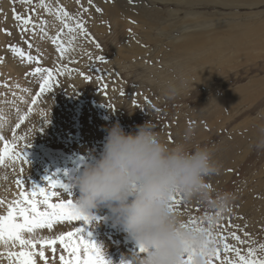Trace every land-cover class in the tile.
I'll return each instance as SVG.
<instances>
[{"label": "rangeland", "instance_id": "374dc122", "mask_svg": "<svg viewBox=\"0 0 264 264\" xmlns=\"http://www.w3.org/2000/svg\"><path fill=\"white\" fill-rule=\"evenodd\" d=\"M46 2L53 8L51 14L38 7V0H34L35 10L21 0H0V60L3 61L0 62V125L12 130L19 117L32 107L31 114L16 130L26 129V133L21 134L28 138L19 145L20 150L31 142L27 149L31 165H23L26 187L44 186L45 177L53 173L72 185V178L99 156L106 129L117 121L126 131L133 132L137 125L151 120L157 134L169 144L179 140L186 129H192L193 144L211 147L214 159L222 165L218 175L207 178L211 186L210 199L214 200L219 192H231L235 197L231 210L217 219L219 224L249 241L240 245L229 238V242L245 252L248 246L264 243V146H259L264 138V36L246 41L247 46L241 49L184 54L172 48L179 42L175 34L161 37L154 31L147 35L146 28L139 26L137 16L127 10L118 12V7L126 3L137 6L134 0H92L91 5L88 0ZM59 6L74 18L82 14L90 33L87 38L76 34L72 41L73 34L64 29L61 39L67 48L74 49L64 58L51 42V37L63 28L55 14ZM111 7L117 8V17L107 10ZM84 8L88 11L84 12ZM96 8L101 11L97 12ZM262 8L219 9L253 14ZM13 9L33 17L35 34L31 25L27 26V31L22 30L24 26L14 19ZM214 10L205 7L200 11L211 13ZM192 19L186 11L179 18L181 22ZM263 19L261 16L260 20ZM41 20L47 21V35L40 32ZM68 23L74 24V20ZM184 28L185 25L179 24L180 30ZM222 30L226 37L235 27ZM9 45H17L26 53L40 57V64L29 65L11 53ZM101 56L103 61L99 59ZM59 64L71 71L66 70L59 76L53 91L32 106L30 101L39 91L41 81L39 76L29 77L27 73L37 66L51 68ZM80 73L91 76V81ZM168 82H183L178 94L171 98L165 95ZM104 84L108 85L106 90ZM108 104H112L114 110ZM43 113L51 121L49 124L44 123ZM42 125L43 131H40ZM2 146L0 144V148ZM19 167L18 163L17 172ZM9 179L0 180L5 188L0 198L6 201L16 198L8 196V192L17 194L19 191L15 174ZM72 191L74 196L78 195L74 187ZM177 213L185 223L193 217L205 218L207 226L205 214L215 216L217 212L197 198H184ZM112 215L109 208L101 206L92 224L84 225L85 235L91 233L90 238L102 248L111 264H129L139 245L129 241L133 237L123 223L111 219ZM229 223L240 227H229ZM73 226L80 224L65 222L53 231H71ZM244 232L249 233V237H244ZM46 254L51 256L50 250L46 249Z\"/></svg>", "mask_w": 264, "mask_h": 264}, {"label": "clouds", "instance_id": "9594fccd", "mask_svg": "<svg viewBox=\"0 0 264 264\" xmlns=\"http://www.w3.org/2000/svg\"><path fill=\"white\" fill-rule=\"evenodd\" d=\"M183 82H168L165 95L174 97ZM194 131L186 129L179 140L169 144L155 131L151 120L126 131L119 121L106 129L103 149L72 178L78 192L74 203L85 215L105 206L146 250L132 264H180L190 248L198 252L207 241L204 233L185 227L169 205L174 195L199 199L220 215L231 210L234 194L219 192L210 199L207 178L218 175L222 165L213 149L193 144ZM264 146V138L260 145ZM218 219V217H213ZM212 245L207 246L211 251ZM196 264H204L197 255Z\"/></svg>", "mask_w": 264, "mask_h": 264}, {"label": "snow or ice", "instance_id": "6c2138e0", "mask_svg": "<svg viewBox=\"0 0 264 264\" xmlns=\"http://www.w3.org/2000/svg\"><path fill=\"white\" fill-rule=\"evenodd\" d=\"M21 2L32 5V10L37 7L34 0H21ZM88 3L91 5L92 0H88ZM38 7L50 14L53 12L52 6L46 0H38ZM83 11L87 12L88 9L84 8ZM96 11L100 12L101 9L96 8ZM13 12L14 19L24 26L22 30L27 31V26L31 25L33 34H35L36 22L33 17L17 13L15 9ZM55 14L63 24V28L60 33L51 37V42L57 46L60 57L64 58L68 51L74 50L67 48L61 39L64 29H67L69 34H73L72 41L76 39V34L87 38L90 33L86 28V21L82 19V14L79 18H74L63 6L57 7ZM69 20H74V24L68 23ZM46 24V20L40 21V32L44 35H47ZM5 31L7 32V30ZM7 34L11 35L10 32ZM92 42H95L94 39ZM8 47L11 53L29 65L40 64V57L26 53L23 48L17 45ZM28 47L31 48L32 45L29 43ZM97 47H100L98 43ZM99 59L103 61L104 57L101 56ZM0 62L3 61L0 60ZM66 70L71 71V69H67L66 65L59 64L51 68L37 66L34 71L27 73L29 77L39 76L41 81L39 91L35 93L30 104L35 106L43 95L51 93L59 83L58 77L64 75ZM84 78L89 81L92 79L88 75H84ZM98 79H103V77H98ZM16 87L19 88V84ZM103 87L106 90L108 85L104 84ZM121 95L124 93L121 92ZM107 106L114 110L112 104ZM31 112L32 107H29L24 115L19 117V122L11 130V139L0 134V144L3 145L0 148V169L11 170L15 174V184L19 189L16 198L11 201L0 198V206H6L4 213L0 214V246L3 248V251H0V260L6 258L7 264H41V262L42 264H111L102 248L90 238L91 233L88 232L85 235L84 225L92 224L96 217L85 215L77 208L74 203L73 185L64 182L57 174L53 173L45 177L47 183L44 186L32 184L30 189L26 187L23 165H31L27 153L31 143L25 144L24 149L20 150V142L24 141L26 137L19 136L16 130L21 127ZM43 115L44 123L49 124L51 121L48 120L47 114L43 113ZM2 127L3 125H0V128ZM40 131H43V125ZM18 163L20 167L17 172ZM3 178L7 179L6 173ZM207 187L210 189L211 186L207 184ZM54 197L58 199L54 201ZM183 202V195H174L169 205L171 211L177 213ZM218 216L220 213H215V216H208L206 213L207 226H205V218L193 217L185 223V227H191L193 231L206 234L207 241L199 252L195 248H190L181 258L180 264H196L197 255L204 256V264H264V243L248 246L245 252L236 244L230 243L229 238L240 245H246L249 241L242 239L236 231L225 229L224 225L219 224L218 220L213 218ZM74 221L79 222L80 226H73L71 231H53L57 225H62L65 222L71 224ZM229 227L238 229L240 226L229 223ZM45 230L49 233L48 235L43 234ZM243 235L249 237L247 232H244ZM208 245L213 246L211 251H207ZM46 249L50 250L51 256L46 254ZM145 251L143 246L139 247L135 257L142 256ZM129 264H132V261Z\"/></svg>", "mask_w": 264, "mask_h": 264}, {"label": "bare ground", "instance_id": "6f19581e", "mask_svg": "<svg viewBox=\"0 0 264 264\" xmlns=\"http://www.w3.org/2000/svg\"><path fill=\"white\" fill-rule=\"evenodd\" d=\"M120 1L122 0H114V2ZM134 1L137 2V6L135 5L134 7L133 5L132 7L131 4L126 3L121 5L120 7L117 6L118 12L127 10L130 12L131 15L137 16L140 21L139 26L141 28H146L145 33H147V35H151V32L154 31H157V33L161 35V37L167 36L168 34H175L176 37L179 38V42L173 45L172 48L184 54H195L197 52L209 50L219 51L222 49H241L247 46V44L245 43L246 41H254L264 36V19L260 20V17L264 16V0ZM111 5L115 6L113 4ZM205 7H212L215 10L211 13H205L200 11ZM219 8L262 9H259L253 14H243L239 11L223 12ZM107 10L112 16L117 17V8L111 7ZM184 11H186L187 16L191 15L193 19L188 22H181L179 20L180 14ZM240 23H243V25H240ZM179 24L185 25V28L180 30ZM227 27H235V31L231 30L230 32H227L225 34L226 37H223L224 31L222 29ZM5 129L8 128H0V134L5 135L4 133H7L8 136L7 134L5 136L11 139V130L9 129L8 131ZM25 131L21 129L19 132H17V134L19 136H23V133L21 134V132ZM27 140L28 138L24 141L26 142ZM24 141L20 142V145ZM5 173L7 177L10 178L9 181L12 180L14 173L9 170L1 169L0 180H8V178H3ZM4 191V185L0 183V196L4 195ZM7 195L13 197L16 196V193L8 192ZM0 211L3 214L5 209L0 206ZM44 233L47 235L49 234L47 230H45ZM0 251H3L2 246H0ZM3 262H7V259H3L0 264H4Z\"/></svg>", "mask_w": 264, "mask_h": 264}]
</instances>
